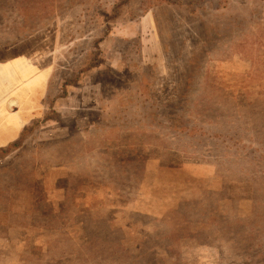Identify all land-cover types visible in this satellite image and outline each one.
<instances>
[{
	"label": "rangeland",
	"instance_id": "rangeland-1",
	"mask_svg": "<svg viewBox=\"0 0 264 264\" xmlns=\"http://www.w3.org/2000/svg\"><path fill=\"white\" fill-rule=\"evenodd\" d=\"M104 2L82 15L79 0H0V264H264V0L144 19ZM178 92L207 136L170 137L162 107ZM96 108L115 126L91 130ZM39 211L63 218L55 256ZM90 215L109 223L86 228Z\"/></svg>",
	"mask_w": 264,
	"mask_h": 264
},
{
	"label": "trees",
	"instance_id": "trees-1",
	"mask_svg": "<svg viewBox=\"0 0 264 264\" xmlns=\"http://www.w3.org/2000/svg\"><path fill=\"white\" fill-rule=\"evenodd\" d=\"M103 1L104 0H92L89 3V2H86L85 0H79V3L81 4V9H80L81 14L83 15L86 10L91 9L93 6L97 7V5L98 4L100 5V3H102ZM229 1L230 0H105V2L102 4L103 6L102 13H104V11H107L109 7H113V10L116 11L120 7L126 6L129 9L130 13L136 19H141V18L144 19V17L147 16L149 13H151L153 10L159 7H162L163 5H168V6H173V7L179 5V7L188 6L190 10V14L192 16H199L200 13L208 11L209 8H211L212 11L223 10L228 6ZM211 3L213 4V6L210 7L209 4ZM144 30L145 29H143V31ZM209 33L210 31H208V37H209ZM212 45L216 46L215 44H212ZM204 47L205 46H203L200 51H202ZM206 47L209 50L208 43ZM206 53L208 55L207 51ZM191 62H193V60ZM140 82L141 81L139 79L138 81L139 85H140ZM154 84H155V79L150 78V81L146 83L147 89H151L154 86ZM116 93H119V88L114 90L113 93L107 92L105 96L108 99L114 98L116 96ZM118 97H120V103L122 106L124 104L129 105V103L131 102V100H129L128 98H124L123 95L118 94ZM142 98L143 99L141 101V107L143 108V107L149 106L146 109V111L148 109L154 110L153 112H151V116L158 118L159 115L156 112L160 109V103H159L160 101L158 99L161 98V96L158 94L152 95L151 93L145 91L142 94ZM192 102H193V95L186 94V92L185 93L178 92L176 96H173L170 99H168L166 105L162 107V109L166 110L165 113L167 114L166 117L168 118V121L165 122L164 124H167L166 126L169 127L171 131L169 133L170 137H173V136L177 137V135L179 136L183 135L181 138H179L178 140L179 143H182L188 139H192L195 136V134L198 132V130H202L204 136H207V134H209L207 132V128L202 126L201 124L191 126L190 120L186 117L187 113L190 110V105L192 104ZM98 110L99 109L96 108V110L92 112V113H95V116H91L88 119V126L91 128V130L100 129L102 127L109 129L112 125L115 126L114 125L115 122L113 120H116L117 116L111 117L109 112L107 111L106 115L103 114L101 117H99ZM109 111L111 112V114L112 112L119 113V111L117 112L115 107L112 105L109 106ZM110 117H111V121L109 120ZM98 118H100V120H97ZM79 122H81V119H79ZM159 125H162V123L160 122ZM136 128H138V126H136ZM25 133H26V130L24 131V133H22L23 136L25 135ZM217 137L220 143L223 144L224 146H226L227 144L226 140H230L231 142H233V145L230 146V148H235L238 144L235 141L237 139L235 135L226 134V133H217ZM227 145H231V144L228 143ZM257 145L258 147L259 145H262V148L260 150L262 149L264 150V144L259 142ZM260 155H264V152H261ZM35 209L36 208H34V210ZM35 219L36 221L34 223V226L36 228L41 227V226H46V225H48V227H51L53 224V220L51 219V217L43 213L42 211L35 213ZM54 223H55V220H54ZM106 224L107 223H99L97 225H106ZM59 226L60 225H58V227ZM64 254L69 255L68 253H64Z\"/></svg>",
	"mask_w": 264,
	"mask_h": 264
},
{
	"label": "crops",
	"instance_id": "crops-1",
	"mask_svg": "<svg viewBox=\"0 0 264 264\" xmlns=\"http://www.w3.org/2000/svg\"><path fill=\"white\" fill-rule=\"evenodd\" d=\"M230 2H231V0H230ZM230 2H229V4H230ZM229 4H228V6L227 7H229ZM227 9V8H226ZM225 10V9H224ZM220 12V11H219ZM235 26V25H234ZM233 27V26H232ZM206 35H208V30H206V34H205V36ZM204 36V37H205ZM204 37H203V39H204ZM59 171V175H61V176H58V178L60 179L61 177H63V179L64 180H68V178L70 177H73L74 175H77L78 174V171L76 170V167H73V166H70V167H68L67 169L65 168V169H61V170H58ZM57 171V172H58ZM77 172V173H76ZM69 178V179H70ZM80 188H78V189H76L75 191L76 192H80ZM133 190V192L136 194L137 193V197L136 198H133V199H128L127 197H126V194H124L125 195V200H128V201H130V202H135V201H137L138 200V193H140L139 192V188H137V189H135V188H133L132 189ZM47 193L49 194V191H47ZM136 203V202H135ZM132 203H128V206L129 205H131ZM61 207H67L66 206V200H64L63 201V203L60 205ZM73 206L75 207L73 210H75V209H79L78 208V205H74L73 204ZM132 206H130V208H131ZM65 210H70L69 208H64L63 209V213L61 212V214L63 215V214H65V216L67 215V212L68 211H65ZM81 210V209H80ZM44 212V211H43ZM51 212L52 213H54L53 211H50V217H51V219L54 221L55 219L53 218V217H55L56 219H59V218H61V219H63L62 217H61V215H59V214H57V215H55V216H53V214H51ZM44 213H46L47 214V212L45 211ZM132 212H129V215L131 214ZM134 213H136V212H134ZM134 213H132L131 214V216L134 214ZM49 214V213H48ZM47 214V215H48ZM82 223L83 224H86L85 225V227L87 228V227H91V226H93V225H97V224H99V223H109V221H107V220H99V219H96V218H92L91 217V215H90V217H88V218H86L84 221H82ZM32 226H34V223H32ZM35 227V226H34ZM42 228H46V229H50L51 231H52V233H57V232H59V237L56 239V237H55V235H52V236H49L50 237V239L48 240V241H50L51 242V247L53 248V250H52V253L49 251V249H47L46 248V250H45V254H46V256H55V254L53 253V251H57L58 249H60L59 248V246L58 245H60V243H61V241H60V236H63V235H65L66 234V232H64L65 231V228L63 227L62 228V225H61V227H48V225H46V226H41ZM36 228V227H35ZM60 231H61V233H60ZM50 234V233H49ZM34 239H35V237L33 236V235H31V234H29L28 236H27V238H26V243H27V241H29V242H31V241H34ZM25 240V238L23 239V241ZM6 247L7 246H5V247H3V248H1V250H5L6 249ZM25 247V246H24ZM24 249V248H23ZM32 255V254H31ZM24 255L21 253L20 254V257H23ZM22 261H21V258H20V262H19V264L21 263ZM26 263V262H25Z\"/></svg>",
	"mask_w": 264,
	"mask_h": 264
},
{
	"label": "water",
	"instance_id": "water-1",
	"mask_svg": "<svg viewBox=\"0 0 264 264\" xmlns=\"http://www.w3.org/2000/svg\"><path fill=\"white\" fill-rule=\"evenodd\" d=\"M15 104H16V103H15V102H13V103L11 104V106H13V105L15 106ZM11 108H12V107H11Z\"/></svg>",
	"mask_w": 264,
	"mask_h": 264
}]
</instances>
